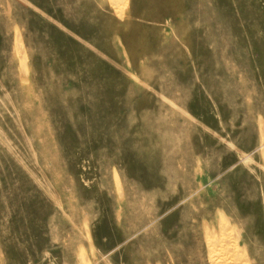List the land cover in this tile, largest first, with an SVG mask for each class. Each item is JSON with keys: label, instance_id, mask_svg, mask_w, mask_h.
<instances>
[{"label": "rangeland", "instance_id": "obj_1", "mask_svg": "<svg viewBox=\"0 0 264 264\" xmlns=\"http://www.w3.org/2000/svg\"><path fill=\"white\" fill-rule=\"evenodd\" d=\"M0 264H264V0H0Z\"/></svg>", "mask_w": 264, "mask_h": 264}]
</instances>
